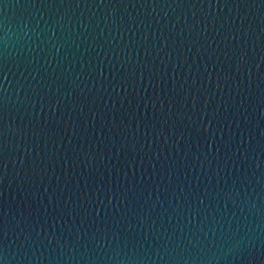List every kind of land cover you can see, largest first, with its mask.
Here are the masks:
<instances>
[{"label":"water","instance_id":"1","mask_svg":"<svg viewBox=\"0 0 264 264\" xmlns=\"http://www.w3.org/2000/svg\"><path fill=\"white\" fill-rule=\"evenodd\" d=\"M0 264H264V0H0Z\"/></svg>","mask_w":264,"mask_h":264}]
</instances>
